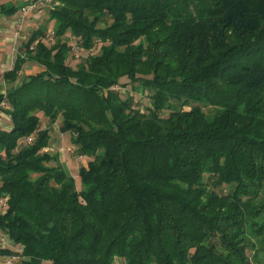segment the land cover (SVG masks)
Listing matches in <instances>:
<instances>
[{
  "label": "trees",
  "instance_id": "16d2710c",
  "mask_svg": "<svg viewBox=\"0 0 264 264\" xmlns=\"http://www.w3.org/2000/svg\"><path fill=\"white\" fill-rule=\"evenodd\" d=\"M49 3L53 42L38 25L3 72L0 259L251 264L247 249L264 251V0ZM67 32L88 50L75 66ZM26 61L40 69L19 78ZM39 113L91 158L81 189L45 150Z\"/></svg>",
  "mask_w": 264,
  "mask_h": 264
},
{
  "label": "rangeland",
  "instance_id": "374dc122",
  "mask_svg": "<svg viewBox=\"0 0 264 264\" xmlns=\"http://www.w3.org/2000/svg\"><path fill=\"white\" fill-rule=\"evenodd\" d=\"M27 0H16L15 3H24ZM50 0H44L43 4L40 6V8H37L35 10L30 11L27 15H25L23 18L20 16L19 20H17V17L20 15V10L15 11L13 14V17H16L15 24L13 27V36H14V46L11 50V59H9V63L11 64L12 60L14 61L16 55L18 52H20L23 49L22 43L25 42L35 27L40 25L46 30V36L43 39L47 44H51L53 42V33H52V26L53 21H47L48 18V8L50 6L49 3ZM19 12V14H17ZM24 20V21H23ZM65 37H68V43L71 46L70 54L71 57L68 60V63L72 66H75V64L80 61L85 55H87L88 50L82 49L77 46L75 39L69 36V33L67 32ZM99 45L96 44L93 49L89 52H96ZM22 52V51H21ZM40 67L34 63L26 61L23 64V67L21 71L19 72V78H22L24 75L28 73H33L35 71H38ZM122 81H124V86L122 87L123 91L128 90L134 98L135 105H139L141 107H145V105L148 103V99L146 96L141 95V91L137 86V89L132 87V84L128 82L127 78H122ZM6 82L3 79V72H0V90L5 89ZM0 126L7 128V125L10 124V117L5 111L3 110V107L6 106V103L4 100L0 104ZM40 115V128H48L50 139L48 146L45 148L48 151L52 153H57L59 162L64 165L69 173L73 176L75 185L77 189H81V179L79 176V168L82 165H86L87 161L91 159L90 157L86 155H79L76 151V146L73 144L71 140V133L69 131H61L60 124H61V117L58 116L54 122L49 121L48 117L45 115L39 113ZM4 207V206H3ZM254 239L257 240V244L259 245V240L255 236H253ZM9 241L7 242V244ZM247 252L249 255H251V264H264V251L258 249V252L253 255L252 249H247ZM19 260V259H17ZM120 258H116L113 264H121ZM16 262V260L14 261ZM19 262V261H18ZM16 262V263H18Z\"/></svg>",
  "mask_w": 264,
  "mask_h": 264
},
{
  "label": "crops",
  "instance_id": "0c3cea01",
  "mask_svg": "<svg viewBox=\"0 0 264 264\" xmlns=\"http://www.w3.org/2000/svg\"><path fill=\"white\" fill-rule=\"evenodd\" d=\"M16 0H0V3L5 2H15ZM22 1V0H21ZM24 1V0H23ZM19 14V12L17 13ZM20 15L17 17L19 20ZM16 17L6 16L4 14H0V72H4L7 69H10L13 65V60L11 64L9 63V59H11V50L14 46V36H13V27L15 24ZM24 21V20H23ZM4 90V89H3ZM1 90V91H3ZM9 125H7L8 127ZM119 258V257H117ZM17 262V258L15 259ZM120 263L122 264L123 260L120 258Z\"/></svg>",
  "mask_w": 264,
  "mask_h": 264
},
{
  "label": "built area",
  "instance_id": "2783aa9c",
  "mask_svg": "<svg viewBox=\"0 0 264 264\" xmlns=\"http://www.w3.org/2000/svg\"><path fill=\"white\" fill-rule=\"evenodd\" d=\"M43 2H44V0H27L25 2V4L20 8V16L23 18L30 11L35 10L37 8H40V6L43 4ZM30 139H31V137H28V140H30ZM5 204H6L5 198H0V205L5 206ZM6 244H7L6 237L4 235H1L0 236V247H4V246H6ZM15 259H16V257H14V256L1 258L0 264H17L16 263L17 261L14 262Z\"/></svg>",
  "mask_w": 264,
  "mask_h": 264
}]
</instances>
